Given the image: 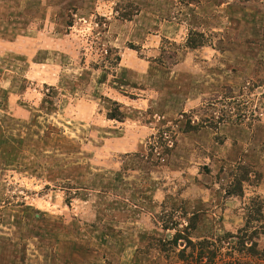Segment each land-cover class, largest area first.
Instances as JSON below:
<instances>
[{
	"label": "rangeland",
	"instance_id": "374dc122",
	"mask_svg": "<svg viewBox=\"0 0 264 264\" xmlns=\"http://www.w3.org/2000/svg\"><path fill=\"white\" fill-rule=\"evenodd\" d=\"M0 264H264V0H0Z\"/></svg>",
	"mask_w": 264,
	"mask_h": 264
}]
</instances>
